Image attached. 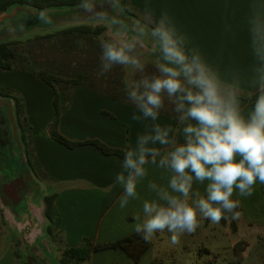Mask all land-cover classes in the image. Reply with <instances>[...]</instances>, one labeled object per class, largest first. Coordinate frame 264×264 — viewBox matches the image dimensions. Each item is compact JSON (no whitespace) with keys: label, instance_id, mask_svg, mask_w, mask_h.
Wrapping results in <instances>:
<instances>
[{"label":"crops","instance_id":"obj_1","mask_svg":"<svg viewBox=\"0 0 264 264\" xmlns=\"http://www.w3.org/2000/svg\"><path fill=\"white\" fill-rule=\"evenodd\" d=\"M164 2L162 4H169V0ZM132 4L145 11L151 3L148 0H133ZM177 4L180 5V15L177 14L172 20L179 31L189 37V46H198L209 62L219 70L223 79L231 81L239 78L243 81V86L248 87V81L254 75L252 68L256 64L251 30L257 16L264 23L261 0H178ZM42 14H46L52 23L42 20ZM160 15L153 14L157 19ZM7 18L12 23L16 22L20 31H44L34 33L28 42L38 37L57 38L56 33L60 31L82 25L90 26L86 22L96 23L78 8L38 11L26 6H16L0 16V24ZM127 21L131 28L134 20ZM62 22L69 27L62 28ZM50 30H54L53 33ZM105 33L103 35H108ZM71 35L74 37V33ZM146 45L143 50L144 59L150 61L154 58L150 52L151 44ZM117 68L119 77H124L125 71L119 66ZM105 83L104 79L96 77L95 83L93 81L91 85ZM111 84V89L115 92L113 94L106 95L84 85L72 91L70 104L59 121L58 130L62 136L72 143L98 141L123 152L130 145L135 146L137 134L143 131V125L132 120V114L136 110L126 97L121 96L124 85L119 86L115 81ZM117 92L119 93L116 94ZM54 98L47 97L50 103H54ZM27 114L32 132H28L26 138L31 146L34 163L29 159L24 160L23 149H20L21 163L32 166L30 176L34 182L42 183V187L39 184L34 191L39 190L38 188L45 189L46 194L43 198L38 196V201L46 196H56L60 225L54 239L47 235L44 200L40 202L42 204L39 208L31 207L30 217L17 216L14 224L10 223L6 210L2 208L6 223L0 222V264H49V257L45 254L51 256L53 251L60 263L64 251L81 246L83 239H89L94 245H104L137 234L134 231L136 221L133 217L137 213L142 215L141 202L132 201L125 209H120L118 198L123 189L116 185L109 190L116 174L122 170L121 163L124 159L117 155H105L94 145L82 144L70 148L55 141L48 128L54 121L55 110L44 115L41 111L29 109ZM160 122L175 124L170 113L162 114ZM21 136H18L19 143H22ZM8 165V159L0 163L3 166L0 168L2 180L5 179L2 172ZM158 175L157 171L150 168L149 178L155 179ZM14 182L6 188L11 189L18 182L25 188L22 180L16 179ZM198 187L203 192V186ZM30 191L32 194L33 190ZM138 192L142 198L149 196L146 182L138 186ZM239 199L241 204L238 215L230 216L224 225L218 222L226 228L224 237L241 235L239 239H231L227 247L233 250L234 260L238 264L255 259V256H258L260 264H264V185L257 183L252 196ZM210 225V220L201 218L200 227L195 232L180 235V240L185 245L184 251H191L189 240L198 238L202 229ZM2 228L6 233H3ZM154 237L161 241L159 233ZM205 238L208 239L206 236ZM149 242L150 247L143 254L139 253L138 259L120 248L106 249L94 252L87 264H174L179 261L174 249H171L170 255H164L158 251L159 246L155 249L153 239ZM238 245H241L238 248L239 256L236 251ZM203 247L202 251L208 255L213 251L218 252L209 262L221 260L217 245L214 250Z\"/></svg>","mask_w":264,"mask_h":264},{"label":"clouds","instance_id":"obj_2","mask_svg":"<svg viewBox=\"0 0 264 264\" xmlns=\"http://www.w3.org/2000/svg\"><path fill=\"white\" fill-rule=\"evenodd\" d=\"M77 8L109 27L108 35L97 38L98 76L117 66L125 71L123 91L136 110L132 120L143 125L109 189H123L120 209L141 202L134 231L145 241L167 231L177 244L180 235L200 227L201 218L218 223L238 215L239 197L252 196L257 183L264 185V23L259 16L251 30L254 75L244 87L239 78L223 79L198 46L190 47L167 12L157 19L146 7L129 29L120 17L134 11L130 3L80 0ZM41 19L52 23L46 14ZM146 41L150 61L144 59ZM149 65L154 71L148 72ZM164 113L175 124H162ZM150 168L157 178H149ZM145 182L149 196L142 198L138 186Z\"/></svg>","mask_w":264,"mask_h":264},{"label":"rangeland","instance_id":"obj_3","mask_svg":"<svg viewBox=\"0 0 264 264\" xmlns=\"http://www.w3.org/2000/svg\"><path fill=\"white\" fill-rule=\"evenodd\" d=\"M132 1L133 0H130V4L134 11L130 12L132 14L131 19H139L144 11L135 7L132 4ZM164 1L167 2V0H148L151 4H149L147 8L151 10L152 14H162L161 12H167L171 19L175 18L177 14L180 15V5L177 4L178 0H169V4H162ZM153 2L155 3L153 4ZM83 14L86 13L83 12ZM61 24L60 26L62 28L69 27L63 22ZM85 24L94 28L105 27V34L110 33L107 24L106 26L97 22H86ZM125 24L128 25L127 23ZM128 26L129 29H131L130 25ZM53 31L54 30H50L51 33H53ZM37 32L40 31H20V29H17V23L14 22L0 34V44L4 42L15 43L13 48H15L17 52L27 56L30 61L28 67L24 70L21 69V66H18L19 69L17 68L11 71H3L0 69V94H7L8 97H11L3 98L0 96V107L6 116L10 128V134L12 136V143L14 144L12 151L4 150L6 152L5 154H2L3 157L8 158L9 165L4 169V172H2L5 179L2 180L3 178L0 176V213L2 212V208H4L6 210V217L12 224H14L17 216L30 217V212L32 210L31 207L34 206L39 208L40 204H42L40 202H42L43 199H39L38 201V196L39 198H43L44 194H46L44 188L43 190L42 188H38L39 190L36 189L34 191L35 187H39L40 185L42 187V183H40V181L34 182L32 176H30L32 166L22 165L21 163L20 149H23L24 160L29 159L34 163V159L32 158L30 143L28 141L25 143L22 139L21 135L23 132L19 128L20 126L18 124V119H16L15 110L18 108L21 109L22 118L23 115L25 117V119L21 118L22 127L25 129V133L28 136V132H32V126L29 122L27 111L29 109H34L35 111H41L44 115H47L48 111L55 110L56 118L55 104L50 103L47 97H55L54 102L56 97H58V111L60 112L61 118L67 109V106L70 104L72 91L76 88L73 86L56 84V82H52V85L50 86L38 77V72H44L46 75L58 76L62 79H74L78 78L79 75H85L87 76V79L83 81L84 86L89 87L88 89L98 90L106 95L115 93L111 89V82L113 83V81H115L117 85H123L122 81L125 77H119L117 67L113 68L111 72L104 76H98L100 66L99 56L101 52L97 39L98 37L82 38L79 37V33L75 32L73 35L74 37L65 34L61 38L57 37L49 39L48 37H38L37 39L28 42V39H32L34 33ZM43 32L44 31L40 33ZM129 34L131 35L132 33L130 32ZM146 43L148 45L150 44L148 41ZM152 71H154V69L149 65L148 72ZM96 77H101L106 83L103 85H91L93 84V81L95 83ZM123 88L124 86L122 87L121 96L125 97ZM118 93L119 92L116 94ZM48 128H50V126ZM19 135L21 136L22 143H19ZM0 168H3V166H0ZM16 179L22 180L25 188L23 185H19V182L14 187H11V189L6 188L7 185H13ZM26 186L30 188H27ZM22 189L23 191L20 192L19 190ZM31 189L33 190L32 194H30ZM211 224L212 225L209 227L202 229V234H200L198 238L195 240H189V249L191 251H188V253L190 254H188L187 251H184L185 245L183 241L180 240V236L178 245L173 244L170 239L171 233L167 231L159 233L161 241H158L156 237L153 238L155 249L159 246L158 251L164 255H170L171 249H174L175 255H178L179 259V261L174 264H238L237 261L234 260L235 257L233 250L229 249L227 244L231 239H239L241 235H230L226 238L223 235L226 228L219 225V223L217 225V223H213L212 221ZM2 229L4 230V228ZM3 233H6V231L4 230ZM205 236L208 237V239L205 238ZM216 245L217 250L221 254V260L217 262H209V260L218 252L213 251L211 255H208L202 251L204 248L203 246L208 249H213ZM45 255L49 257V264H59V261L56 260V253L54 251L51 256L47 254ZM257 258L258 256H255V259L251 258L241 264H260L261 261H258Z\"/></svg>","mask_w":264,"mask_h":264},{"label":"trees","instance_id":"obj_4","mask_svg":"<svg viewBox=\"0 0 264 264\" xmlns=\"http://www.w3.org/2000/svg\"><path fill=\"white\" fill-rule=\"evenodd\" d=\"M80 0H1L0 1V16L8 13L12 8L16 6H26L30 8H34L38 11H48L51 9L56 10H66L77 8L78 3ZM123 3H130V0H122ZM129 15V16H128ZM132 14L127 12L125 15L122 16V20L124 23L129 25L128 19H131ZM106 31L105 27H90V26H77L71 29H66L56 33V37L61 38L65 34L71 35L72 33H79L78 35L82 38H92L102 36ZM15 43L12 42H4L0 44V69L3 71H11L17 69L18 66H21V69H25L28 67L30 63L29 58L22 53L17 52L13 45ZM30 68V67H29ZM19 69V68H18ZM38 77L46 84L52 85V82H56V84L66 85V86H73V87H80L83 86V81L86 79L85 75H79L78 78L74 79H62L58 76L54 75H46L44 72H38ZM3 98H11L8 97L7 94H0ZM55 108H56V118L51 123L49 128L50 136L57 142L64 144L68 147H76L82 144H89L94 145L98 149H100L105 155H117L124 159L125 152L111 149L104 144L98 141H87L83 143H72L64 136H62L58 130L59 127V119H60V112L58 111V97L55 99ZM16 119H18L19 128L21 129L22 139L25 143H27L25 129L22 127V115L21 109L18 108L15 110ZM25 119L24 115L23 118ZM44 216L46 221L48 222L46 227V233L49 237L54 239V235L57 234V230L59 229L60 225V218L59 213L56 207V196H46L44 199ZM239 212V208L236 210ZM233 216L231 214L227 215V218L221 219L219 222L224 225L226 224L227 220ZM0 222L5 224V218L3 215V211L0 213ZM241 245L236 247V251L238 256L240 252L238 248ZM150 247V242L145 241L140 234H135L133 236L127 237L120 241L111 244H104V245H94L89 239H83L81 246L78 248H68L64 251L62 260L59 264H87L90 261V258L94 252H99L106 249H117L120 248L126 251L128 254L133 255L136 259H138L139 253H144Z\"/></svg>","mask_w":264,"mask_h":264},{"label":"flooded vegetation","instance_id":"obj_5","mask_svg":"<svg viewBox=\"0 0 264 264\" xmlns=\"http://www.w3.org/2000/svg\"><path fill=\"white\" fill-rule=\"evenodd\" d=\"M14 144L12 143V136L10 134V128L8 126L6 116L4 115V111L0 107V163L4 162L6 159L2 156L6 151H12Z\"/></svg>","mask_w":264,"mask_h":264},{"label":"water","instance_id":"obj_6","mask_svg":"<svg viewBox=\"0 0 264 264\" xmlns=\"http://www.w3.org/2000/svg\"><path fill=\"white\" fill-rule=\"evenodd\" d=\"M10 25H12V21L10 18L5 19L1 24H0V34L3 30L8 28Z\"/></svg>","mask_w":264,"mask_h":264}]
</instances>
